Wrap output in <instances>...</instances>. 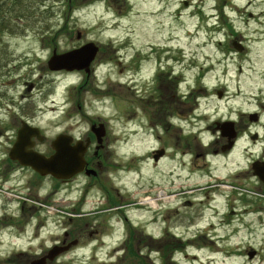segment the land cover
Wrapping results in <instances>:
<instances>
[{
  "label": "flooded vegetation",
  "instance_id": "obj_1",
  "mask_svg": "<svg viewBox=\"0 0 264 264\" xmlns=\"http://www.w3.org/2000/svg\"><path fill=\"white\" fill-rule=\"evenodd\" d=\"M98 1L107 2V10L115 9L117 19L138 13L137 3L131 1H145L151 13L140 15L141 28L153 29L166 14L175 32L183 16L193 21L207 11L208 35L203 0L200 4L195 0ZM213 1L211 11L217 15L209 18L210 40L217 37L214 41L224 57L221 60H257L250 55L254 45L264 44V0H247L243 7L239 0ZM6 5L16 4L0 0V13ZM250 25L254 29L249 36L242 29ZM132 36L129 31L125 41L118 42L126 46L127 55L105 63L98 56L112 45L96 43L98 56L82 69L67 65L52 70L49 60L55 51L51 49L49 56L37 60L35 52L28 51L5 57L0 47V200L7 191L17 197L21 172L34 177L27 181L30 188L37 179L53 182L46 191L48 198L60 196L64 215L59 216L64 221L56 220L63 232L47 253L56 247L66 251L46 264H65L66 257L76 251L91 256L94 264H122L136 258L146 264L153 252L157 264H177L178 246L197 244L208 253L215 241L259 235L264 239V89H247L241 66L234 91L219 80L214 85L208 79L213 69L212 65L208 69V58L200 72H195V61L174 45L177 36L161 41V33L153 34L157 40L149 44L142 40L139 46ZM87 43L82 38L79 47ZM104 67V74L118 68L119 77L101 81L99 73ZM48 75L77 78L64 89V105L76 103L80 112L79 120L69 109L63 112L67 125L51 142L46 140L43 125V117L53 109L51 83L43 81ZM116 87L124 93L123 115L111 122L84 112L90 99H115ZM214 103H224L228 110L217 117ZM22 129H39L42 141L30 138L27 151L47 157L54 153L52 141L62 135L64 154L70 150L71 164L78 163L81 170L70 176L65 162L62 179H56L23 167L11 157ZM25 205L20 212L25 213ZM6 213H0V224L19 236L27 234V227L36 234L46 227L43 217L18 232L20 224L10 222L14 216ZM243 244L226 250L224 243L223 250L213 253L225 250L227 257L243 264H264L263 248Z\"/></svg>",
  "mask_w": 264,
  "mask_h": 264
},
{
  "label": "rangeland",
  "instance_id": "obj_2",
  "mask_svg": "<svg viewBox=\"0 0 264 264\" xmlns=\"http://www.w3.org/2000/svg\"><path fill=\"white\" fill-rule=\"evenodd\" d=\"M14 2L15 6L10 7L6 5L3 8L5 10H2L0 13V30L3 32V37L0 39V47L4 49L5 57L14 54L21 55L23 51H28L31 55H34L33 53L35 52V59L43 60V58L45 59L49 56L50 49L51 52L55 51L54 54L72 51L80 45V40L77 38L78 33H80L85 43H100L104 47L112 45L111 49H106L98 56L100 63H105L106 60H116L118 55H122L123 57L127 55L126 46L120 45L118 42H124L129 31H133L132 41L137 46L141 44L142 40H145L148 44L157 40L152 35L161 33V41H166L170 36H177L179 38L178 42L176 41L174 45H178L181 52H184L190 60L195 61V72H200L201 67H204L205 60L208 58V69L211 65L213 66L212 71L208 72V79L212 80L214 85L219 80L230 92L234 91L238 85L239 66H241L243 78L245 79V83H247V89H264V44H256L253 47V53L250 55V58L253 56V58H258L257 60H221L224 57L219 46L214 41L217 40V37H214L212 41L210 40L213 38L210 34L213 33L208 28L207 35L204 17L200 15L196 16V19L193 21L187 18L184 19L183 16L179 31L175 32L172 31V22L166 18V14L163 15L162 23L156 27L154 26L153 29L149 26L141 28L142 18L140 15L144 11H147L149 14L151 13L149 11L151 7L148 8L145 1H131V3H137L135 10L138 13L134 12L128 18L122 19L116 18L115 9L107 10V2L98 0H14ZM146 2L149 3L150 0ZM239 2H241L243 7L247 0H239ZM194 3L200 4V1L195 0ZM213 4V0L202 1L203 11L208 10V15L214 13L213 15L216 16V11H211ZM19 20H22L24 23H20ZM244 29L242 30L246 31L245 33L250 36L253 34L254 26L250 25L249 28ZM43 40L45 44H42ZM104 69L105 67L100 69L102 70L99 73L101 74V81L107 83L108 79L119 77L118 68L107 74H104ZM38 76L39 74L37 73L36 77ZM43 81L51 83L50 100L53 101V109L43 117L46 140L51 142L56 134L61 132L65 125H67L68 121L64 117V111L69 109L75 120H79L78 115L80 112L77 109L76 103L75 105L73 103L67 106L64 105L66 103L64 89L71 82H76L77 78L64 79L63 77L55 78L54 76L51 78L48 75ZM113 92L116 94L115 99L107 97L105 100L102 96L99 97V101L90 99L91 102L90 104L88 103L87 109L84 112L90 118L96 119L97 117H101L102 119H110L111 122L114 117L123 115L125 111L124 93L118 87ZM225 106L224 103L213 104L214 112L218 111L217 117L228 110V107ZM30 176L27 172L20 173L21 184L19 190L17 188L18 192L16 191L19 193L18 197L13 198L12 193L7 191L0 200L2 207L0 208V213H3L5 210L7 217H15L10 222H18L20 224L18 232H22L27 223L31 221L37 223L43 217L46 219V227L42 228L39 234H36L33 228L27 227V234L19 236L15 231H12L13 229H8L7 226L0 224V264H31L35 259H39L38 256L42 254H46L44 257H47L52 249L47 253V248L51 247L54 240L63 232L61 227H56V220L60 223L64 221V218L59 216L64 215L60 212L62 211L60 208V196L48 198L50 193L46 191L53 182L37 179L35 180V187L30 188L27 181L34 178ZM12 185H16V181L13 180ZM7 186L11 187L10 184ZM43 188L44 190H42ZM23 202H26L25 213L20 212ZM242 241L245 247L251 245L256 249L263 248L264 250V239L261 235L254 238L245 236L243 240L237 238L226 241L224 242L227 245L226 250L228 248L236 249L240 247ZM224 243L222 241H215L208 246V256L202 252L201 257H197V261L193 260L191 256H177L178 264H243L236 257H227L225 250L220 253L211 254V252L223 250L225 248ZM195 248L197 246L190 248V252H195ZM153 249H156V246ZM36 253H39V255H36ZM86 256L81 251H76L74 254L66 257L67 263L65 264L95 263L91 256L88 254ZM48 261L51 260L47 259ZM153 263H158V256L155 252L150 254V260L148 259L146 262V264ZM122 264H145V261L143 259L138 261V258H136L135 261L127 260Z\"/></svg>",
  "mask_w": 264,
  "mask_h": 264
},
{
  "label": "water",
  "instance_id": "obj_3",
  "mask_svg": "<svg viewBox=\"0 0 264 264\" xmlns=\"http://www.w3.org/2000/svg\"><path fill=\"white\" fill-rule=\"evenodd\" d=\"M78 38H80V35H78ZM98 51L99 48L94 43H89L79 49L64 54L58 55L55 53L49 61V66L52 70H60L67 65H72L73 69H82L85 65H89L95 60ZM32 137H36L38 140L42 141L38 129H31V131L29 129H22L17 143L12 149L11 157L15 160H19L22 166L31 168L40 176H52L56 179H62L65 162L68 163V173L70 176L75 175L81 170V168H78V163H76V165L74 164L75 167L71 164L73 157L71 156L70 150L68 154H64L61 135L52 142L54 153L49 157L34 150L27 151L30 147L29 139ZM63 251L64 250H61L59 247L53 248L47 257L36 259L31 264H46L47 259L53 261L57 256L63 253Z\"/></svg>",
  "mask_w": 264,
  "mask_h": 264
}]
</instances>
